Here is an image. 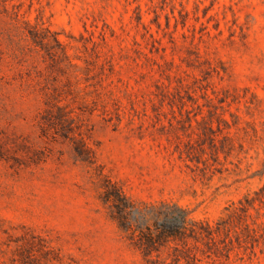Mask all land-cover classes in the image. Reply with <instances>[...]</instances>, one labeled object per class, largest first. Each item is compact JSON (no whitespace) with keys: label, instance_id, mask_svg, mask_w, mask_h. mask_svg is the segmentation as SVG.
Instances as JSON below:
<instances>
[{"label":"rangeland","instance_id":"rangeland-1","mask_svg":"<svg viewBox=\"0 0 264 264\" xmlns=\"http://www.w3.org/2000/svg\"><path fill=\"white\" fill-rule=\"evenodd\" d=\"M0 264H264V0H0Z\"/></svg>","mask_w":264,"mask_h":264},{"label":"trees","instance_id":"trees-1","mask_svg":"<svg viewBox=\"0 0 264 264\" xmlns=\"http://www.w3.org/2000/svg\"><path fill=\"white\" fill-rule=\"evenodd\" d=\"M184 221H185V219H183ZM184 227H182V229H183ZM181 232H182V230H179V231H171V232H169V233H162V235H161V237L162 238H165V237H167V236H173V237H175V236H178L179 234H181Z\"/></svg>","mask_w":264,"mask_h":264}]
</instances>
